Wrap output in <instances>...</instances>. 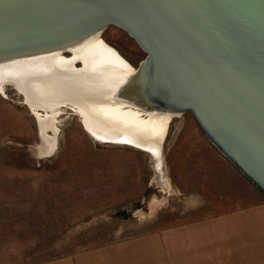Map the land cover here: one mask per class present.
<instances>
[{"label": "rangeland", "instance_id": "rangeland-1", "mask_svg": "<svg viewBox=\"0 0 264 264\" xmlns=\"http://www.w3.org/2000/svg\"><path fill=\"white\" fill-rule=\"evenodd\" d=\"M100 35L132 70L145 58L115 26ZM3 90L0 264H28L220 213L245 196L264 198L215 150L191 112L169 121L156 163L139 148L94 140L64 107L56 134L46 132L56 149L42 157L36 116L20 93Z\"/></svg>", "mask_w": 264, "mask_h": 264}, {"label": "water", "instance_id": "water-1", "mask_svg": "<svg viewBox=\"0 0 264 264\" xmlns=\"http://www.w3.org/2000/svg\"><path fill=\"white\" fill-rule=\"evenodd\" d=\"M107 26L145 53L128 78L134 104L147 114L191 112L215 150L264 195V0H0V83L19 92L11 64L72 55ZM81 123L94 140L112 143Z\"/></svg>", "mask_w": 264, "mask_h": 264}, {"label": "bare ground", "instance_id": "bare-ground-1", "mask_svg": "<svg viewBox=\"0 0 264 264\" xmlns=\"http://www.w3.org/2000/svg\"><path fill=\"white\" fill-rule=\"evenodd\" d=\"M100 37L97 34L78 45L69 57L50 53L11 64L17 92L37 119L39 156L55 151L56 140L54 147L46 132L56 134L55 117L67 104L81 113L86 129L96 139L131 143L151 152L160 163L165 132L173 117L143 113L142 107L134 104L127 87L134 70ZM76 62H80L79 68ZM5 86L0 83V93Z\"/></svg>", "mask_w": 264, "mask_h": 264}, {"label": "crops", "instance_id": "crops-1", "mask_svg": "<svg viewBox=\"0 0 264 264\" xmlns=\"http://www.w3.org/2000/svg\"><path fill=\"white\" fill-rule=\"evenodd\" d=\"M226 208L28 264H264L263 196L254 202L245 196Z\"/></svg>", "mask_w": 264, "mask_h": 264}, {"label": "built area", "instance_id": "built-area-1", "mask_svg": "<svg viewBox=\"0 0 264 264\" xmlns=\"http://www.w3.org/2000/svg\"><path fill=\"white\" fill-rule=\"evenodd\" d=\"M143 201V200H142ZM141 201V202H142ZM124 212H126V210H121L120 213L124 214ZM127 213V212H126Z\"/></svg>", "mask_w": 264, "mask_h": 264}, {"label": "flooded vegetation", "instance_id": "flooded-vegetation-1", "mask_svg": "<svg viewBox=\"0 0 264 264\" xmlns=\"http://www.w3.org/2000/svg\"><path fill=\"white\" fill-rule=\"evenodd\" d=\"M171 120V119H170Z\"/></svg>", "mask_w": 264, "mask_h": 264}]
</instances>
